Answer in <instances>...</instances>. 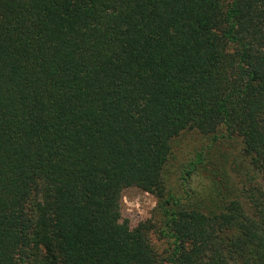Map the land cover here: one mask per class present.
Segmentation results:
<instances>
[{
	"label": "trees",
	"instance_id": "16d2710c",
	"mask_svg": "<svg viewBox=\"0 0 264 264\" xmlns=\"http://www.w3.org/2000/svg\"><path fill=\"white\" fill-rule=\"evenodd\" d=\"M187 130L233 176L173 190ZM0 264H264V0H0Z\"/></svg>",
	"mask_w": 264,
	"mask_h": 264
},
{
	"label": "rangeland",
	"instance_id": "374dc122",
	"mask_svg": "<svg viewBox=\"0 0 264 264\" xmlns=\"http://www.w3.org/2000/svg\"><path fill=\"white\" fill-rule=\"evenodd\" d=\"M211 137L210 134L204 135L195 130H187L171 141L172 152L166 165L165 175L173 186V190L180 191L179 175L184 171L183 169H188L186 166L190 161H194L198 157L203 159L200 160L197 167L205 169V174L217 173V169L220 171L227 169L228 175L233 176L232 161L238 162L241 158L238 154L239 141L223 138L213 145ZM156 203V197L153 194L136 186L127 187L121 195V217L128 221L131 228L137 229L151 217ZM156 243L159 251L166 246L164 241H156Z\"/></svg>",
	"mask_w": 264,
	"mask_h": 264
}]
</instances>
